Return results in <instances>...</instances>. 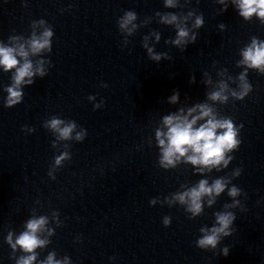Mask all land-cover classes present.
Returning a JSON list of instances; mask_svg holds the SVG:
<instances>
[{"label":"clouds","instance_id":"9594fccd","mask_svg":"<svg viewBox=\"0 0 264 264\" xmlns=\"http://www.w3.org/2000/svg\"><path fill=\"white\" fill-rule=\"evenodd\" d=\"M219 3L224 4L221 12L227 10L225 0H218ZM188 3V0H186ZM233 3L238 9V14L245 20L251 19L255 14L264 24V0H233ZM166 8H177L178 4L174 0H164ZM160 16V22L165 25H173L176 29V38L171 41L175 46L179 47L182 51L189 43H195L197 40V32L191 31L186 24L189 17L195 16L193 29H199L204 24L203 14L196 15L195 11H189L183 17V22L180 17L173 12L157 13ZM137 20V14L134 11L128 10L117 20L120 32L126 31L131 35L138 27L133 21ZM36 21L32 22L34 26ZM44 24V20L39 21ZM131 25V27H129ZM220 27H225L221 24ZM54 35L52 27H46L43 33L39 36L33 31L31 36L24 39L23 36L13 35L9 37L10 41L24 40V43H18L15 47H9L0 43V68L3 72H11V83L5 86L3 91L7 93L4 99V106L12 108L20 104L23 100V86H31L35 80L34 77H45L48 71L44 65L47 63L51 66L50 60H37L35 64L30 56H36L44 51L50 53L52 51V37ZM159 40V34L156 36ZM147 48L149 58L153 61L159 62L161 59H171L167 53H156L153 48L148 47L147 43L144 44ZM242 60L238 62L239 65L246 66V70L242 72L238 79L239 91L229 90L227 84L221 82L219 89L211 91L208 94V99L221 104H226L229 100L230 92L231 97L235 100H244L246 96L252 91V85L247 80V69H255L264 74V41L259 40L257 37H252L250 45L241 50ZM195 76L191 77L190 83H195ZM205 83H211L208 79ZM107 87V85H103ZM179 93H174L169 102L176 103ZM88 99L94 100L95 96H89ZM103 106V101L94 105V109ZM204 121L203 123H199ZM163 125L167 131L157 129L155 132V139L158 142L160 155L158 165L164 170L175 169L178 164L185 163L191 164L196 167V171L203 173L205 170L211 171L213 167L223 164L227 167L233 156H227L230 153L238 150L240 140V129L243 125L237 126L230 117L218 118L216 110L208 103L196 104L194 107L187 109L186 114L183 108L178 113L167 115L163 117ZM56 136L59 141H72L82 142L87 136V130L79 127L73 120H64L57 116H52L47 119L43 125ZM29 133L34 132V128L25 127L23 129ZM55 147V141L53 142ZM70 148L71 145H65ZM71 153L69 151L61 152L54 157L53 167H62L64 161L71 160ZM241 171V170H240ZM240 172H237L239 175ZM51 179H55V175L49 172ZM226 182L224 179H216L211 185L208 180L201 179L198 184L188 190L174 193L169 199L164 197L163 201L158 198L150 200L151 205L157 202L164 204L165 202L171 206L173 202H179L180 205L186 206L185 211L190 212L192 217L201 215L203 211L202 198L205 196L212 197L207 201L211 206L215 202V196H219L225 190ZM240 189L233 186L229 190V195L235 197L239 195ZM239 203L238 201L236 202ZM225 207H229L225 205ZM56 213H54L55 215ZM215 224L211 228L201 227L199 231L203 234L196 241V246L203 250L215 251L221 244V241L231 236L235 229L233 228L236 215L230 211H218L214 213ZM47 218L41 216L39 218L29 219L26 223V230L21 232L13 241V234L9 232L6 241L11 247L13 252L20 250L25 255H21L16 259L15 264H34L37 261L39 253L37 249H43L45 245L50 243L47 239L41 238V233L45 231ZM165 227L170 226L171 217L165 216L163 218ZM49 235L52 230H47ZM229 247L224 246L220 249V254L225 257L229 255ZM56 253L49 252L45 259L41 260L39 264H69L68 257L63 259H56Z\"/></svg>","mask_w":264,"mask_h":264}]
</instances>
